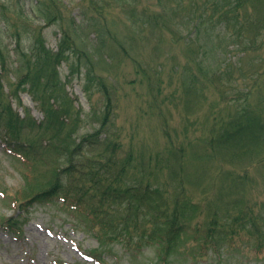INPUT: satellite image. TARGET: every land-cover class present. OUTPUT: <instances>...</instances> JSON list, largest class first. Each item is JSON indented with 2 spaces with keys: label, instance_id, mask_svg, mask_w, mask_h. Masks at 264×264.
Wrapping results in <instances>:
<instances>
[{
  "label": "trees",
  "instance_id": "1",
  "mask_svg": "<svg viewBox=\"0 0 264 264\" xmlns=\"http://www.w3.org/2000/svg\"><path fill=\"white\" fill-rule=\"evenodd\" d=\"M86 1L95 11L91 14L83 12L85 24L75 16H71L70 23L65 24L62 13L41 8L39 13L43 14L46 23L33 31L34 38L28 48L22 45L20 36L17 37L14 49L16 59L10 57L8 49L6 52L0 38V138L6 144L4 152L11 154L30 171V175L26 174V187L18 193L21 197L17 195L12 200L17 203L16 211L19 212L7 218L4 222L6 228L14 232L22 231L23 221L18 217H25L34 204L64 202L83 211L87 221L92 223L98 247L90 252L102 264L111 257L116 245L132 257L141 254L147 246L154 245L169 260L187 243L186 237L190 232H193L198 246L199 241L213 239L217 246L225 245L238 230L244 229L263 244L264 223L261 225L256 219L264 221V216H256L248 209L251 204H242L240 196L232 193L247 191L232 188V183L245 184L246 178L240 172L231 170L224 173L222 163L214 162L218 170L217 180L211 183V187H202L199 182L196 190L203 195L212 194L207 202L210 212H203L199 201L188 192L182 166L186 143L191 141L188 135L181 141H172L173 146L166 149L168 155L157 151L147 154L144 149L138 154L130 150L122 155L124 145L112 130L116 118L115 84L110 77L112 75L97 72L94 57L100 56L106 61L109 58L112 62L121 52L129 58L140 83L152 96V100L151 97L148 100L150 109L158 110L163 109L162 103L166 102V98L161 99L160 95L166 86L163 83L166 81L164 75L168 61L173 57L179 60L170 53V46L181 48L187 61L183 65L174 64L171 67L173 72L167 77L182 96L179 104H187V97L193 92L196 95L202 93L198 83L205 76L212 79L215 86L218 85L216 89L229 110L226 116L214 118L211 136L205 139L211 153L206 155L210 156L209 161H217L221 155L232 159L244 152H260L264 149V60L258 59V56L250 60V56L251 51L257 52L261 45L254 44L256 41L251 37L248 41L252 45L245 41L239 48L230 45L228 53L225 50L216 53L215 47L208 48L213 38L221 36L222 32L223 36H231L237 35L244 27L255 31L264 29V17H259L261 12L258 15L254 13L264 8V0H149L150 4L158 7L157 11H151L146 6L141 13L138 8L129 9L127 17L133 20L137 34L143 38L156 37L152 50L156 55L155 65L135 56L139 49L137 43L130 48L114 34L110 35L102 11L105 0ZM139 1L133 0L129 7ZM37 3L42 6L44 0H37ZM249 5L254 9L253 15H250ZM58 18L61 19V36L55 48L47 43L44 28ZM8 22L5 20L6 25H9ZM93 32L95 39L91 46L83 48L81 33L90 35ZM167 41L168 44L164 45ZM223 41L228 43L226 39ZM149 42L143 41V48ZM248 51L250 55H247ZM72 54L75 60L70 62L69 77L64 80L60 67L71 59ZM210 55L218 59L224 55L229 61L220 64L221 60H217L220 66H216L217 63L215 66H202ZM242 61L250 63V74L244 71ZM177 68L181 69V73L174 80L171 75L176 74ZM237 70L240 75L235 74ZM75 72L84 73L86 89L96 86L95 89L102 92L105 103L98 118L100 125L80 137L77 133L85 121L83 109L76 106L75 98L67 88ZM242 86H248V89L243 91ZM237 87L240 89H235ZM259 90L263 92L259 93ZM25 92L32 96L43 113L41 120L32 114L30 107L23 105L22 93ZM14 100L23 107V112L15 106ZM163 122L165 134L170 136L167 117ZM218 123L220 127H217ZM57 157L62 165L50 167L45 174L46 182L38 181L37 168L49 165L50 160L55 161ZM257 159L264 160V155ZM153 160L156 163L154 166ZM174 162L178 164L173 166ZM164 169L169 170L171 179L176 182L173 191L157 182L159 173ZM226 176L229 177V184L227 193H223L221 180ZM21 199L24 203L19 205ZM245 220L249 222L248 228Z\"/></svg>",
  "mask_w": 264,
  "mask_h": 264
},
{
  "label": "rangeland",
  "instance_id": "2",
  "mask_svg": "<svg viewBox=\"0 0 264 264\" xmlns=\"http://www.w3.org/2000/svg\"><path fill=\"white\" fill-rule=\"evenodd\" d=\"M148 1L140 0L135 6L129 7L133 0L128 2L124 0H105L102 11L105 15V24L111 31L110 35L114 34L113 36L118 37L130 48L137 43L139 49L136 50L135 56L155 65L157 60L155 51L152 50L156 37L143 38L138 35L133 20L131 21L127 17L129 9L138 8L141 13L142 8L146 6L151 11H157L158 7ZM37 4H39L37 0H0V38L6 52L8 49L12 58L15 57L16 59L14 49L17 37L20 36L22 45L28 48L34 38L33 31L46 23L43 20V14L39 13L41 8L53 13H62L65 24L70 23L71 16H75L77 20L81 19L82 23L85 24L83 12L86 11L91 14L92 11H95L86 0H55L54 2L44 0L42 6ZM253 10L249 5L250 15H253ZM260 12L262 15L259 17H264L263 7L260 8V11H254L256 15ZM5 20L10 21L8 22L9 25L5 24ZM60 21L61 19L58 18L55 23L44 28L47 43L55 48L61 36L59 31ZM238 28L241 27L238 26ZM81 34L83 40L80 44H82V47H90L93 39H95V33L93 32L90 35L87 33ZM240 37L242 38L237 40ZM251 37H254L256 41L254 44H260L261 47L257 52L251 51L250 60L255 59V56H258L260 60H264V29L255 31L254 29L247 30L244 27L237 35L231 36H223L222 32L221 36L213 38L212 44H209L211 47L208 50L215 47L216 53L223 50L228 53L230 45L232 48L235 46L239 48L244 41L248 45H252V42L248 41ZM223 39L228 40V43L226 41L222 42ZM145 40L150 42L146 43V47L143 48L142 42ZM167 44L168 41L164 43V45ZM221 45L223 47H220ZM170 53L176 55L179 60L177 61L173 57L168 61V67L164 75L166 81L163 83L166 86L160 95L161 99L166 98V102L162 103L164 108L158 110L150 109L148 100L150 97L152 100V96L147 94L146 86L140 83L139 75L135 72L134 65L129 58L124 57L121 52L116 57V61L112 62L109 58L106 61V58L94 57L97 72L105 76L112 75L110 77H112L115 84V95L117 96L115 100L116 118L112 130L119 135L124 145L122 155L130 150L138 154L142 149L147 154L157 151L168 155L166 149L173 146L172 141H181L185 135H188L191 141L190 144H188L189 142L186 143L187 151L183 155L182 166L184 167V174H186L188 192L194 196L196 201H199L203 212H210L207 202L211 199L212 194H200L196 191L198 190V184L200 182L199 185L202 187H211L218 171L214 162L218 164L221 162L224 173L234 170L240 172L246 178L245 184L232 183V188L235 190L241 188L247 191H232V193L235 196H240V201L243 200L242 204L247 202L251 204L248 209L256 216H264V160L257 159L261 154L264 155V149L260 152H244V154H239L232 159L223 155H221V158L215 156L218 158L217 161H209L210 156L206 155L211 153L208 152L210 148L205 139L211 136L210 129L214 118L219 115L226 116L229 110L226 109L225 103L222 102V96L216 89L218 85L215 86L212 83L214 81L205 76H202L201 81L198 83L202 93L196 95L193 92L187 97V104H179L182 96L179 91H175L174 84L167 77L173 72L171 67L176 63L183 65L186 63L187 57L184 55V50L172 45L170 46ZM247 55H250L249 51ZM74 60L75 56L72 54L71 59L65 61L60 67L64 80L69 77L70 62ZM217 60L218 62L221 60L220 64H226L229 61L224 55H221L219 59L218 57L211 58L210 55L208 59L203 61L202 66L205 67L209 64L215 66ZM242 62L244 71L250 74V63ZM220 64L217 63L216 66H220ZM196 70L200 72L198 66H196ZM180 73L181 69L177 68L176 74L171 76H174V80H176L177 75ZM235 74L240 75V71H235ZM86 82L83 72H75L67 83L70 94L75 98L76 106L83 109L85 121L81 123L77 133L78 137L95 130L100 125L98 118L101 117L105 105L102 92L95 89L96 86L94 85L87 90ZM246 89H248V86L241 87L243 91ZM260 92L263 91L259 90ZM22 101L23 105L31 108L32 114L38 120L43 118V113L38 109L36 102L28 92L22 94ZM14 104L22 111L23 107L19 105V102L14 100ZM164 117H167L169 122L170 136L165 134L164 131ZM217 127H220L219 123ZM2 142L3 140L0 138V189L5 192L6 196L8 195V198H0V264H98L92 258L93 255L91 256L92 253L90 252L91 249L98 247V240L94 236L92 223L89 220L87 221L88 217L84 215L83 211L75 209L64 202L34 204L27 213L25 212V217H18L20 221H23L22 231L13 232L6 228L4 224L7 218L19 212V210L16 211L15 204H11V200L26 187L28 183L26 174L30 175V171L11 154L4 152L5 148L1 145ZM173 164L175 166L178 162ZM60 165L62 164L57 157L55 161L50 160L49 165L38 167L36 174L38 181L46 182L47 177L45 174L50 167L58 168ZM152 165H156L154 160ZM228 179L229 177L226 176L221 180L220 187L223 193H227ZM157 182L168 186L170 191H173L174 184H176L171 179L168 169H164L159 173ZM18 196L21 197V195ZM0 197L4 198L5 195L0 192ZM23 199L20 200L19 205L24 203ZM204 217L205 215L202 220ZM248 220H245L248 223L247 228L250 226ZM256 221L260 224L264 223L259 219H256ZM236 233L232 238H229V242L225 245L217 246L214 242L215 239H213L196 241L200 245L198 246L194 242L193 232H190L186 237L187 243L181 246L180 252L169 260L154 245L147 246L141 254L134 257L124 254L120 245H116L114 252L111 254L112 258L108 257L103 263L264 264V242L262 244L256 241L254 234L245 229L238 230ZM95 259L98 258L95 257Z\"/></svg>",
  "mask_w": 264,
  "mask_h": 264
}]
</instances>
